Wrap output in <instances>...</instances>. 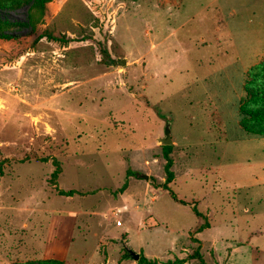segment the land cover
Wrapping results in <instances>:
<instances>
[{"label": "rangeland", "instance_id": "obj_1", "mask_svg": "<svg viewBox=\"0 0 264 264\" xmlns=\"http://www.w3.org/2000/svg\"><path fill=\"white\" fill-rule=\"evenodd\" d=\"M37 1L0 0V264H264V0Z\"/></svg>", "mask_w": 264, "mask_h": 264}, {"label": "trees", "instance_id": "obj_2", "mask_svg": "<svg viewBox=\"0 0 264 264\" xmlns=\"http://www.w3.org/2000/svg\"><path fill=\"white\" fill-rule=\"evenodd\" d=\"M53 0H38L37 3L43 7L49 2ZM1 37V36H0ZM5 38L11 37V35L6 34ZM244 92L246 94V99L243 104L240 106V113L242 115V121L240 122L241 129L249 136H257L264 138V60H262L259 64L253 66L247 73V80L244 85ZM170 151L171 146L164 148V155L167 159L166 165V173L167 179L166 182L162 185L164 190L169 189V184H171L174 180V174L171 171L172 167V160L170 159ZM57 163V162H55ZM57 169L53 173V180L57 181L59 175L62 173L60 165L56 164ZM128 187V181L124 183L121 188V191L124 192ZM61 195L66 196H74L78 194L77 191H69V192H60ZM173 198L183 204L187 205L185 202L179 201L176 197L172 194ZM194 212L198 217H202V214L194 208ZM205 226L200 228L204 229ZM199 230V231H200ZM196 258L199 259L200 264H204L203 258L199 252L195 254ZM64 261L59 263L52 262L50 260H43L39 261L36 264H64ZM140 262L142 264H156L147 260L146 258H140ZM183 260L175 261V262H168L167 264H183Z\"/></svg>", "mask_w": 264, "mask_h": 264}, {"label": "water", "instance_id": "obj_3", "mask_svg": "<svg viewBox=\"0 0 264 264\" xmlns=\"http://www.w3.org/2000/svg\"><path fill=\"white\" fill-rule=\"evenodd\" d=\"M121 64L122 65H126L127 64V60L126 59L122 60ZM171 127H172L171 122L167 121L166 128H165V136L164 137H159L157 139L158 144H160L162 146H172L174 144L173 138L171 136ZM143 177L145 179H148V176H146V175L143 176ZM129 254L133 258V260H135V261H139L140 258H141L140 254H138V253L130 251Z\"/></svg>", "mask_w": 264, "mask_h": 264}, {"label": "crops", "instance_id": "obj_4", "mask_svg": "<svg viewBox=\"0 0 264 264\" xmlns=\"http://www.w3.org/2000/svg\"><path fill=\"white\" fill-rule=\"evenodd\" d=\"M221 11H222V9H221ZM72 221L74 222V220H72ZM60 250H61L60 248H57V250H56L57 257L56 258L59 259L60 261H66L67 262L68 253L66 254L62 250L61 251Z\"/></svg>", "mask_w": 264, "mask_h": 264}, {"label": "built area", "instance_id": "obj_5", "mask_svg": "<svg viewBox=\"0 0 264 264\" xmlns=\"http://www.w3.org/2000/svg\"><path fill=\"white\" fill-rule=\"evenodd\" d=\"M117 225H121V222H117Z\"/></svg>", "mask_w": 264, "mask_h": 264}]
</instances>
